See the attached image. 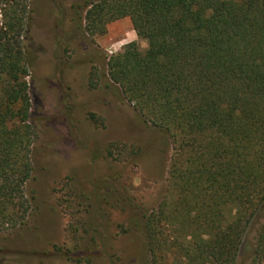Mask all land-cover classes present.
Listing matches in <instances>:
<instances>
[{"label": "trees", "instance_id": "trees-1", "mask_svg": "<svg viewBox=\"0 0 264 264\" xmlns=\"http://www.w3.org/2000/svg\"><path fill=\"white\" fill-rule=\"evenodd\" d=\"M33 0H0V234L25 226L36 132L23 36ZM84 32L129 18L108 79L173 144L170 194L144 217L149 264H235L264 208V0H98ZM250 264H264V224Z\"/></svg>", "mask_w": 264, "mask_h": 264}, {"label": "rangeland", "instance_id": "rangeland-1", "mask_svg": "<svg viewBox=\"0 0 264 264\" xmlns=\"http://www.w3.org/2000/svg\"><path fill=\"white\" fill-rule=\"evenodd\" d=\"M98 0H33L23 36L36 132L25 226L0 234V264H149L144 217L170 194L173 144L123 99L107 59L147 48L129 18L84 32ZM264 208L235 264H250Z\"/></svg>", "mask_w": 264, "mask_h": 264}]
</instances>
